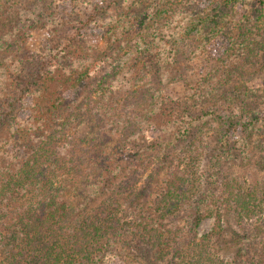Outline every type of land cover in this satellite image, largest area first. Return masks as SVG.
Wrapping results in <instances>:
<instances>
[{"label":"trees","instance_id":"16d2710c","mask_svg":"<svg viewBox=\"0 0 264 264\" xmlns=\"http://www.w3.org/2000/svg\"><path fill=\"white\" fill-rule=\"evenodd\" d=\"M238 1L214 0L212 17ZM254 2L264 9V0ZM252 19L247 12L234 21L240 33L228 35L225 58H216L221 65L172 96L157 86L173 68H158L157 52L147 57L151 69L134 70L129 84L116 80L118 66L103 78L79 76L80 82L53 69L84 48L59 17L62 29L48 47L0 81V264L263 259L253 244H264V178H257L264 172V80L249 85L244 79L255 73L264 79V22ZM215 23H205L200 38L180 36L176 57L204 49L205 29ZM147 24L143 18L134 24L144 43ZM76 83L79 90L65 97ZM22 109L27 117L16 115ZM160 146L165 153L157 155ZM232 165L244 168L242 174ZM206 216L214 224L197 237L194 227ZM231 217L246 234L225 237Z\"/></svg>","mask_w":264,"mask_h":264},{"label":"rangeland","instance_id":"374dc122","mask_svg":"<svg viewBox=\"0 0 264 264\" xmlns=\"http://www.w3.org/2000/svg\"><path fill=\"white\" fill-rule=\"evenodd\" d=\"M162 2H166V5L174 11L172 15L168 13ZM95 4H101L103 10L98 11L99 7L94 9ZM255 4L257 3L254 0H239L232 9L225 13L221 12L215 20L212 17L214 12L212 6H216L214 0H0V34L3 33L4 38H0V81L6 78V72L24 67V61L28 63L41 48L48 47L51 34L53 32L59 34L62 29L61 22L67 21L68 26H71L67 34L70 36L77 34L78 37H82L84 48L80 52L68 53L67 58L53 69H61L70 76L78 77L77 80L80 82L79 76L88 73L96 78H103L116 71L118 66L119 73L122 74H119L116 80L123 82L126 79L129 84L134 70H138L139 67L151 69L149 66L152 63L147 57L150 52H157L158 68L167 66L170 70L173 67L169 76L164 75L157 86L172 96L182 95L187 83L195 84L213 66L221 65V61H217L216 58L222 60L225 58L222 52L225 53V44L227 38H230L228 35L233 34L238 28L237 24H234L236 19H241L250 12L253 22L259 24L264 22V9L261 10L262 7H257ZM163 8L166 11H163ZM59 17L64 21H58ZM139 18L145 19L148 23L147 27L143 28L145 43L142 35L136 31L137 26L134 25ZM208 22L217 23L212 29H205L204 36L209 37L205 48L198 49L197 52H188L183 58L176 57L182 55L179 37L200 38V28ZM238 33L239 30L235 34ZM10 39L12 44L8 47L6 42ZM238 42L242 43L240 40ZM114 45L118 47L114 49ZM182 51L187 52L186 48ZM156 63L154 67H157ZM57 73L59 74V71ZM147 77L148 75L144 74V78ZM263 80L262 75L257 73L244 79L249 85H259ZM76 84L75 88L64 92L65 97L79 90L78 87L80 88L81 85ZM30 100L29 97L25 99L24 108H29ZM16 115L21 118V116L27 117L29 113L22 109ZM166 129L167 127L163 131ZM145 134L148 140H153L156 133L153 129V131L147 130ZM243 135L245 139L256 138L254 132L250 136L242 133ZM207 139L211 140V136ZM179 146L178 144L175 148ZM164 153V146H160L157 155ZM201 161L202 165L206 163L204 158ZM230 168H234L233 172L239 174L244 170L238 165H232ZM258 176L257 178H264V172L258 173ZM244 177L247 178V175L244 174ZM215 185L217 186V181L214 182ZM137 187L141 186L137 185ZM142 193L145 195L146 191ZM207 208L213 209L211 205ZM223 217L226 218V215ZM214 220L213 216H206L200 220L194 227L196 236L208 232ZM228 221L232 222V225L225 227V237L231 238L237 233L246 234L234 223L232 217ZM253 245L256 246V254H264L263 243ZM253 256L257 259L255 263L249 262L245 256L238 259V264H264V258L258 259L259 256Z\"/></svg>","mask_w":264,"mask_h":264}]
</instances>
